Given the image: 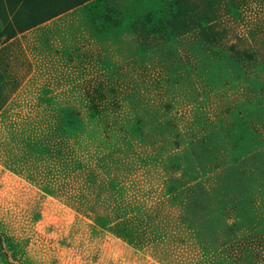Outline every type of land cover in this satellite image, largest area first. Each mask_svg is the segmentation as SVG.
<instances>
[{
	"label": "rangeland",
	"instance_id": "1",
	"mask_svg": "<svg viewBox=\"0 0 264 264\" xmlns=\"http://www.w3.org/2000/svg\"><path fill=\"white\" fill-rule=\"evenodd\" d=\"M49 7L0 0V45L22 35L0 51V264H241L228 202L263 193L264 0ZM207 133L222 165L201 169L186 143Z\"/></svg>",
	"mask_w": 264,
	"mask_h": 264
},
{
	"label": "trees",
	"instance_id": "2",
	"mask_svg": "<svg viewBox=\"0 0 264 264\" xmlns=\"http://www.w3.org/2000/svg\"><path fill=\"white\" fill-rule=\"evenodd\" d=\"M41 5L44 2L50 3V13L53 11V3L60 4V10L52 12V16H56L70 7L76 6L88 0H40ZM26 2V1H25ZM36 8V6H34ZM170 20H175L176 16L171 15ZM147 20H140L138 24L147 26L151 24L150 16L146 17ZM167 20L165 23L170 25L172 22ZM155 32V31H154ZM1 34V33H0ZM160 34V33H158ZM1 37V36H0ZM233 49V47H231ZM246 59H253L254 54L248 52H241ZM190 148V154L197 162H201V169L209 166H220L222 160L219 157V145L216 137L208 133L203 137H194L186 143ZM231 144H233L231 142ZM234 145V144H233ZM262 163L257 165L255 170L258 173L259 181L257 187L263 190V193L257 197L253 195L252 188L248 186H239L234 182V193L239 196L234 197L228 202L237 213L238 219L241 220L240 224L234 228L233 226L227 227L226 246L231 249L232 257L236 258L241 264H264V150L262 152ZM230 161V160H229ZM193 161H188L187 165ZM233 188V186H232ZM231 193V192H230Z\"/></svg>",
	"mask_w": 264,
	"mask_h": 264
},
{
	"label": "crops",
	"instance_id": "3",
	"mask_svg": "<svg viewBox=\"0 0 264 264\" xmlns=\"http://www.w3.org/2000/svg\"><path fill=\"white\" fill-rule=\"evenodd\" d=\"M0 32H1V21H0ZM22 42V35H18V37H13L12 39H10L9 41L2 43L0 45V51H7L9 55H11L13 58H15L16 56V52L17 53H21L20 50V46H18V44H21ZM22 58H20L22 64L26 65L27 61L25 56H21ZM12 58V59H13ZM14 61L16 62V60L14 59ZM20 64V63H19ZM25 66H21V68L23 70H25L26 68H24Z\"/></svg>",
	"mask_w": 264,
	"mask_h": 264
}]
</instances>
